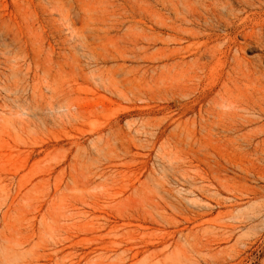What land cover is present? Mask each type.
Here are the masks:
<instances>
[{
	"label": "rangeland",
	"instance_id": "374dc122",
	"mask_svg": "<svg viewBox=\"0 0 264 264\" xmlns=\"http://www.w3.org/2000/svg\"><path fill=\"white\" fill-rule=\"evenodd\" d=\"M47 10L0 0V264H264V82Z\"/></svg>",
	"mask_w": 264,
	"mask_h": 264
},
{
	"label": "bare ground",
	"instance_id": "6f19581e",
	"mask_svg": "<svg viewBox=\"0 0 264 264\" xmlns=\"http://www.w3.org/2000/svg\"><path fill=\"white\" fill-rule=\"evenodd\" d=\"M38 2L40 6L51 8L45 11V14L50 17L57 15L70 18L73 6L74 8L77 6L84 17L108 18L117 24H121L126 19L133 21L146 19L152 24L149 28L152 33L156 30L154 24L158 25L157 29L169 30L173 33L172 42L177 45L186 40L199 41L196 45L204 50H199L198 62L212 58L217 60L222 67H230L233 72L232 76L236 79L257 81L261 85L264 82V0H47L46 2L38 0ZM136 28L134 27L135 30ZM168 39L169 42L172 40V38ZM254 49H260L262 55L254 60L247 59L246 53ZM180 64L177 62L175 66H180ZM156 72L153 70L152 74H149L147 70H144L139 79L142 81L149 77L154 81Z\"/></svg>",
	"mask_w": 264,
	"mask_h": 264
}]
</instances>
